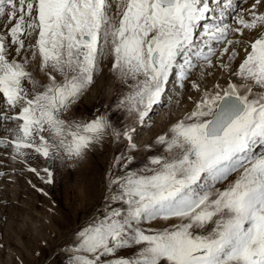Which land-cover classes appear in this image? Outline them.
<instances>
[{
  "label": "snow or ice",
  "instance_id": "6c2138e0",
  "mask_svg": "<svg viewBox=\"0 0 264 264\" xmlns=\"http://www.w3.org/2000/svg\"><path fill=\"white\" fill-rule=\"evenodd\" d=\"M262 7L264 0L243 12L232 0H119L114 20L111 0H0V148L22 163L34 153L75 169L106 141L125 146L114 157L124 173L110 174L103 211L73 233L66 264H264ZM230 9L239 27L225 22ZM257 29L234 73L239 82L205 90L156 137L164 154L132 169L136 128L119 124L120 114L143 123L173 75L183 81L198 62L212 67L215 44L232 46L235 60L245 41L228 37ZM25 49L39 57L46 85L28 70ZM105 59L128 93L91 119H69ZM28 171L54 182L48 167L43 176Z\"/></svg>",
  "mask_w": 264,
  "mask_h": 264
},
{
  "label": "rangeland",
  "instance_id": "374dc122",
  "mask_svg": "<svg viewBox=\"0 0 264 264\" xmlns=\"http://www.w3.org/2000/svg\"><path fill=\"white\" fill-rule=\"evenodd\" d=\"M232 2L239 12H243L250 8L253 0H246V2L245 0H232ZM115 8L113 6L111 15ZM230 10L232 19L226 20L230 16L228 15L225 22L232 27L239 26L233 23L237 12ZM260 11H264V7ZM245 18L250 19L248 16ZM209 22L210 20H206L202 24ZM254 32L260 33V30H245L243 37L234 34L237 36H235L236 38L245 41V45H236L237 49H235L240 54L236 57L235 63L242 62L245 57L244 47L259 37L257 34L254 37ZM232 36L230 35L228 38L232 39ZM223 46L230 47L221 43L216 51L224 48ZM24 55L30 61L27 65L28 70L40 84L46 85L49 80L47 74L40 71L39 57L33 61L30 51L27 49H25ZM222 57L220 51L216 56H213L217 60ZM202 66L207 67L203 62L196 63L195 70L193 68L188 79L184 80V85H188V82L197 77L199 68L202 69ZM103 73H105L106 79L103 77L102 80L105 79V81L100 84V77ZM212 77L203 86V88L211 86L209 91L213 90L212 85L220 83L224 79L223 75L221 78L218 76L217 82L215 80L213 83V79L216 78L215 74ZM232 78L234 77L232 76ZM219 79L221 80L219 81ZM98 84L102 86L106 84L105 86L108 88L102 89V86H99L100 88L97 87L99 89L96 90L95 87ZM26 86L31 87L30 85ZM89 89L87 91L90 93L85 91L73 107L69 119L88 120L97 112L109 111L110 107L115 105L118 97L128 93L129 86L119 78L117 73L111 71L110 60L105 59ZM173 101L164 116L163 112L160 114L155 111L160 106L164 111V105L167 108L168 104L162 102L154 106L153 111L149 113L143 123L127 117L123 113L120 114L117 121L119 124L135 127L136 130L137 125H143L147 127L145 131L150 137L147 143L143 147L139 145V150L134 153L135 160L131 166L132 169L140 170L147 164L149 157L164 154L163 146L155 144V140L158 135L165 134L174 123L176 106ZM161 115L163 127L154 123ZM113 119L115 120L117 117L113 116ZM149 120L153 123L147 126L146 123H149ZM137 133L136 131L134 134L136 143L135 135ZM4 135L7 133L0 130V136ZM124 147L123 143L113 144L106 141L102 146H97L90 152L88 157L75 169L63 166L59 161H45L43 157L34 153H30L26 162L22 163L20 160L12 159L11 148H0V264H62V261L66 264L65 250L72 242L73 233L83 228L95 214L103 211L106 203L105 197L108 195L110 187V174L123 175L124 173L123 169L114 166V157L120 155ZM29 167L36 168L42 176L45 175L43 169L50 168L54 174V182L52 184L44 183L35 173L28 171ZM225 186H227L226 182L220 187ZM172 223H176V221L153 222L151 227H170Z\"/></svg>",
  "mask_w": 264,
  "mask_h": 264
},
{
  "label": "bare ground",
  "instance_id": "6f19581e",
  "mask_svg": "<svg viewBox=\"0 0 264 264\" xmlns=\"http://www.w3.org/2000/svg\"><path fill=\"white\" fill-rule=\"evenodd\" d=\"M113 2H112V8H113V6H115L116 8L113 11L112 16H113L114 20H116V19H118V16H117V3L119 2V0H113ZM226 16H228V15L226 14ZM225 19H226V17H225ZM228 19H232V13L226 20H228ZM236 27H239V26H236ZM256 34L260 35L259 32H257V33L254 32V37H256L255 36ZM233 36H232V39H235L237 37L236 35H235L236 37L235 36L233 37ZM218 45L219 44H215L214 47L218 48ZM223 47H226V46H223ZM228 48H229V52L225 53V55L223 57L221 56L222 58H219L218 60H217L218 57L217 58H213V66L212 67L202 66V69L199 68L197 77L192 79V80L190 79L191 81L188 82V85H184L185 81L184 80L182 81L179 78L178 75H173L172 78L170 79V83H169V86H168V89H167V92L165 94L164 101H163V103L168 104L167 105L168 107L166 108V106L164 105V107H163V108H165L164 111H163L162 108H160L162 106L157 107L158 110L155 111V112L160 113V114H162L161 112H163L164 113L163 116H164L169 110V105L172 104V101L174 100L175 102L173 101V104H174V106H176L175 107L176 111H175V114H174L175 115L174 123H175L176 121L183 119L185 116H187L193 110L194 102H196V101H198L200 99V97L203 95L205 90L209 91L211 86L210 87L207 86L208 88L206 86H205V88H203V86L208 81V79H211L213 74H215V76H216V78L213 79V83H215V80L218 79V76H220V78H221L222 75L224 76V79L220 83L218 82L216 84H220L221 86L226 87L227 83H229V82L237 83L238 82V77H236L234 75V73L238 70V67H239L238 64L239 63L238 62L235 63L236 59L232 60L231 62L229 61V56H230L231 51H232V46H230ZM235 48H236V46H235ZM218 51H220V53L223 52V48L222 49H218ZM218 51H216V52H218ZM221 64L230 65V69L222 67ZM218 66L220 67V69H219ZM216 69H218V70H216ZM192 70L193 69H191V71ZM194 70H195V68H194ZM105 73H103L101 75V77H100V81H101L100 84L103 83L105 81V79H106L104 77ZM232 76L234 78H232ZM103 77L105 78L104 80H102ZM57 78L60 79L59 76ZM227 78H228V80H227ZM220 80L221 79H219V81ZM216 82H217V80H216ZM192 83H197L200 86V91H197L196 89L192 88ZM100 84L96 85V87H95L96 90H98L102 86ZM216 84L212 85L213 88H214V86ZM105 85L106 84H104L102 86V89H104V88L107 89L108 88ZM97 87H99V88H97ZM88 90H90V89H88ZM92 91H91V93H92ZM87 92L90 93V91H87ZM153 119H154V117H153ZM150 121L151 120H149V123L148 122L146 123L147 126H150L153 123V122H150ZM153 121H155V120H153ZM154 123H156L159 127H163L162 115H161V117L157 118V120ZM145 128H147V127H144L143 125L142 126L137 125V130L136 131L138 133L135 136L137 137V145L138 146L140 145V147H143L147 143L148 139L150 138L149 135H148V132L145 131Z\"/></svg>",
  "mask_w": 264,
  "mask_h": 264
},
{
  "label": "crops",
  "instance_id": "0c3cea01",
  "mask_svg": "<svg viewBox=\"0 0 264 264\" xmlns=\"http://www.w3.org/2000/svg\"><path fill=\"white\" fill-rule=\"evenodd\" d=\"M86 181H87V179H86Z\"/></svg>",
  "mask_w": 264,
  "mask_h": 264
}]
</instances>
